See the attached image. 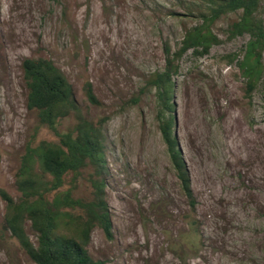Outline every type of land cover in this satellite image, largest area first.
I'll use <instances>...</instances> for the list:
<instances>
[{
	"label": "rangeland",
	"instance_id": "obj_1",
	"mask_svg": "<svg viewBox=\"0 0 264 264\" xmlns=\"http://www.w3.org/2000/svg\"><path fill=\"white\" fill-rule=\"evenodd\" d=\"M208 0H0V264H35L6 229L5 190L30 145L56 140L27 107L22 61L45 57L72 84L83 115L105 119V198L112 236L95 227L87 246L105 264H264L263 74L253 90L238 64L249 40L232 35L241 12L211 29L207 53L181 56ZM258 13L264 19V1ZM176 59L173 133L195 206L184 194L160 130L155 76ZM90 82L99 104L88 101ZM168 113H165L167 116ZM70 117L59 128L66 130ZM88 167L62 189L92 199ZM195 224H191V220ZM32 241L36 234L25 223Z\"/></svg>",
	"mask_w": 264,
	"mask_h": 264
},
{
	"label": "trees",
	"instance_id": "obj_2",
	"mask_svg": "<svg viewBox=\"0 0 264 264\" xmlns=\"http://www.w3.org/2000/svg\"><path fill=\"white\" fill-rule=\"evenodd\" d=\"M262 1L208 0V10L200 11L202 22L186 31L178 56L188 50L207 53L219 42L211 29L212 23L229 12H241L230 33H247L250 37L238 64L249 90H253L263 74L264 19L258 13ZM175 60L174 57L169 59L166 69L152 82L162 106L160 130L163 139L184 194L194 207L190 177L173 133L172 97L174 74L178 72ZM22 69L28 90L27 107L37 111L40 124L49 128L57 139H42L28 146L16 176L21 192L18 200L1 190L6 203L5 227L35 264H105L94 259L87 248L95 227H101L108 237L112 236V221L105 198L108 170L102 127L105 119L93 122L83 115L72 84L51 59L26 57ZM84 91L89 102L99 104L90 82L84 85ZM70 117L74 118L73 124L61 130L60 124ZM88 167L93 169L88 178L92 199L86 201L75 198L72 188H62L68 175L75 180ZM26 222H30L36 234V242L26 232ZM190 222L195 224L194 219Z\"/></svg>",
	"mask_w": 264,
	"mask_h": 264
}]
</instances>
